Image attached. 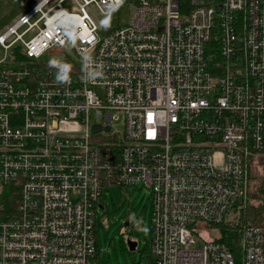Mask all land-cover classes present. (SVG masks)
Returning a JSON list of instances; mask_svg holds the SVG:
<instances>
[{"label":"built area","instance_id":"obj_1","mask_svg":"<svg viewBox=\"0 0 264 264\" xmlns=\"http://www.w3.org/2000/svg\"><path fill=\"white\" fill-rule=\"evenodd\" d=\"M73 1L41 0L0 35V264H99L103 194L136 183L152 264H264V225L243 226L239 261L203 236L248 206L264 152V0ZM127 3L100 36L88 7ZM67 46L78 70L40 60Z\"/></svg>","mask_w":264,"mask_h":264},{"label":"rangeland","instance_id":"obj_2","mask_svg":"<svg viewBox=\"0 0 264 264\" xmlns=\"http://www.w3.org/2000/svg\"><path fill=\"white\" fill-rule=\"evenodd\" d=\"M40 1L0 0V35L22 14ZM63 6L72 11L75 4L73 0H65ZM88 12L99 28L98 34L104 37L129 23L133 16L134 6L127 3V5L105 14L90 5ZM4 56L8 57V61L12 58L11 52L5 51L0 46V60ZM40 60L49 64H65L76 70L82 64L73 46H67L61 51L48 52ZM93 89L99 94H103L101 87H94ZM249 178L250 197L248 206L250 204L255 207L260 206L263 210L262 215H264V152L251 159ZM247 207L241 214L237 213L235 218L240 219L239 215L242 217L243 212L246 213L249 208ZM126 222L129 223L128 230L125 227ZM218 229H210L208 233L203 232L204 238H219L221 236L220 226ZM131 230H133V238L138 242L134 251L129 249L125 238V234L128 235ZM151 234L152 201L150 190L146 186L136 183L134 186H117L105 190L102 197V207L98 210L96 220L99 264H152L154 255L150 249ZM196 242L197 247L204 245V240L201 237H196Z\"/></svg>","mask_w":264,"mask_h":264},{"label":"trees","instance_id":"obj_3","mask_svg":"<svg viewBox=\"0 0 264 264\" xmlns=\"http://www.w3.org/2000/svg\"><path fill=\"white\" fill-rule=\"evenodd\" d=\"M16 56L19 58L22 57L18 50H15ZM250 197V194H249ZM257 197V196H255ZM249 207V208H248ZM246 213L243 212V215L240 219L228 220L225 221L220 225L221 228V241L229 245L239 261L240 257V240L242 235V229L244 224H251V225H264V215H262V208L260 206L255 207L253 204L248 206ZM244 209L239 210L237 213L241 214ZM236 213V214H237Z\"/></svg>","mask_w":264,"mask_h":264},{"label":"water","instance_id":"obj_4","mask_svg":"<svg viewBox=\"0 0 264 264\" xmlns=\"http://www.w3.org/2000/svg\"><path fill=\"white\" fill-rule=\"evenodd\" d=\"M94 130L95 131H99L100 130V127L99 126H95L94 127ZM107 130H109V128H107ZM128 222L125 223V226H128ZM127 242V245L129 247L130 250L134 251L136 250L137 246H138V242L137 241H134V240H131V239H128L126 240Z\"/></svg>","mask_w":264,"mask_h":264},{"label":"flooded vegetation","instance_id":"obj_5","mask_svg":"<svg viewBox=\"0 0 264 264\" xmlns=\"http://www.w3.org/2000/svg\"><path fill=\"white\" fill-rule=\"evenodd\" d=\"M126 227V229L128 230L129 228V224H128V226H125ZM128 232V231H127ZM125 238H126V240H128V239H131V240H134V241H136L134 238H133V230H131L130 231V233H128V235H126L125 234Z\"/></svg>","mask_w":264,"mask_h":264},{"label":"crops","instance_id":"obj_6","mask_svg":"<svg viewBox=\"0 0 264 264\" xmlns=\"http://www.w3.org/2000/svg\"><path fill=\"white\" fill-rule=\"evenodd\" d=\"M23 15V14H22Z\"/></svg>","mask_w":264,"mask_h":264}]
</instances>
